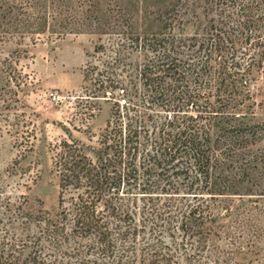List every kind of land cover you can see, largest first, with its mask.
Masks as SVG:
<instances>
[{"label":"trees","instance_id":"obj_1","mask_svg":"<svg viewBox=\"0 0 264 264\" xmlns=\"http://www.w3.org/2000/svg\"><path fill=\"white\" fill-rule=\"evenodd\" d=\"M200 10L203 35L174 31ZM156 20L159 32L131 39L126 75L99 80L114 106L95 156L57 148L58 211L26 264L227 263L207 246L210 204L241 194V164L259 157L260 125L239 107L264 43V0H170Z\"/></svg>","mask_w":264,"mask_h":264},{"label":"rangeland","instance_id":"obj_2","mask_svg":"<svg viewBox=\"0 0 264 264\" xmlns=\"http://www.w3.org/2000/svg\"><path fill=\"white\" fill-rule=\"evenodd\" d=\"M169 4L0 0V264H26L30 258L43 220L58 211L57 148L76 143L95 156L114 106L99 80L126 75L121 71L133 62L131 39L159 32L156 18ZM198 16L174 31L203 35L208 19L202 10ZM119 52L121 65L115 64ZM254 66L239 108L248 124L260 125L259 157L241 164V194L210 204L216 222L207 246L218 248L225 264H264V43Z\"/></svg>","mask_w":264,"mask_h":264},{"label":"built area","instance_id":"obj_3","mask_svg":"<svg viewBox=\"0 0 264 264\" xmlns=\"http://www.w3.org/2000/svg\"><path fill=\"white\" fill-rule=\"evenodd\" d=\"M54 97V99L56 98L55 96H53Z\"/></svg>","mask_w":264,"mask_h":264}]
</instances>
